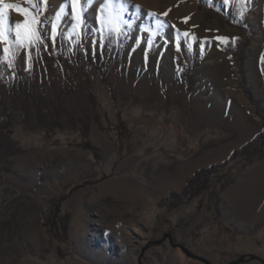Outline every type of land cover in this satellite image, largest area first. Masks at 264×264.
Wrapping results in <instances>:
<instances>
[{
	"label": "rangeland",
	"instance_id": "1",
	"mask_svg": "<svg viewBox=\"0 0 264 264\" xmlns=\"http://www.w3.org/2000/svg\"><path fill=\"white\" fill-rule=\"evenodd\" d=\"M232 2L0 0V200L31 190V264H263L264 1L245 30ZM105 28L129 36L114 60Z\"/></svg>",
	"mask_w": 264,
	"mask_h": 264
},
{
	"label": "crops",
	"instance_id": "2",
	"mask_svg": "<svg viewBox=\"0 0 264 264\" xmlns=\"http://www.w3.org/2000/svg\"><path fill=\"white\" fill-rule=\"evenodd\" d=\"M20 188L27 191L18 200H0V264H31V256L39 259L45 253L47 231L32 217L30 188ZM27 240L34 241V251Z\"/></svg>",
	"mask_w": 264,
	"mask_h": 264
},
{
	"label": "trees",
	"instance_id": "3",
	"mask_svg": "<svg viewBox=\"0 0 264 264\" xmlns=\"http://www.w3.org/2000/svg\"><path fill=\"white\" fill-rule=\"evenodd\" d=\"M27 1L31 6L35 7L34 0H27ZM257 1L258 0H233L231 4L232 12L231 15L225 17L226 21L231 25L237 26L241 30H245V23L243 16L240 14V12L237 11L238 8L236 9V6L238 5L237 7H239V10L241 9L248 11ZM32 23H33V16L28 14L25 24L28 27ZM89 26L90 25L88 23H84L81 25L80 30L83 31L86 27ZM102 38L104 41V50H105L104 53H102V56L103 57L111 56V59L113 60L118 58L122 54L124 47L129 40L128 34L120 28H115L112 31H108V29L106 28L103 29ZM92 55L93 56L89 55L90 59H93L95 62L98 63L99 55L95 52ZM7 56L9 57V60L12 62V64L15 65L16 53L13 51L11 44L9 46ZM220 167L221 166L212 165L209 168L197 170L196 172L193 173L192 177L187 180L186 186L182 192L180 193L170 192L168 198L172 203H180L185 197H187L191 193V191H195V194H198L202 189H205V187L207 186L211 174L215 173ZM212 193H214V191H212ZM217 194L218 192L214 193V195ZM207 206L208 208L212 206L211 198H209Z\"/></svg>",
	"mask_w": 264,
	"mask_h": 264
},
{
	"label": "snow or ice",
	"instance_id": "4",
	"mask_svg": "<svg viewBox=\"0 0 264 264\" xmlns=\"http://www.w3.org/2000/svg\"><path fill=\"white\" fill-rule=\"evenodd\" d=\"M86 2H88V0H86ZM118 2L121 4V6L123 5V0H118ZM41 3L43 4L44 3V0H41ZM112 3H113V0H106L105 9L109 8L112 5ZM5 7H10V6L9 5H5ZM63 10L64 9L61 8L60 9V12L62 13ZM241 14H243V13H241ZM113 15H114L113 12H108V22L109 23H112L113 22ZM57 18H59V14H58ZM33 23H35V19L34 18H33ZM20 28H21V26L20 25H17V33H16L17 43H26V42L27 43H30V42H32L31 39H29L27 41L21 39V32L19 31ZM184 35L187 36L188 33H184ZM34 38L35 39H39L38 33L37 34H34ZM219 39H225V38H222L221 37ZM7 51H8V49H5V52H7Z\"/></svg>",
	"mask_w": 264,
	"mask_h": 264
},
{
	"label": "bare ground",
	"instance_id": "5",
	"mask_svg": "<svg viewBox=\"0 0 264 264\" xmlns=\"http://www.w3.org/2000/svg\"><path fill=\"white\" fill-rule=\"evenodd\" d=\"M1 43H2V41L0 40V46H1ZM185 95V94H184ZM176 108V107H175ZM196 113V112H195ZM95 139H99L100 140V136L98 135V134H95ZM80 158H81V160H80V162H82L84 159H87V157H85L84 155H82V156H80ZM202 158V157H201ZM200 160V159H199ZM196 161H198V159L197 160H194L193 162L191 161V162H189V164H187L188 165V167H191L192 166V164H194ZM182 171V170H181ZM47 188V187H46ZM77 201L75 200H73V201H71V203L72 204H75ZM80 228H81V224L79 223V219L78 218H76V220H75V222H74V226H73V230H74V232H79V230H80Z\"/></svg>",
	"mask_w": 264,
	"mask_h": 264
},
{
	"label": "water",
	"instance_id": "6",
	"mask_svg": "<svg viewBox=\"0 0 264 264\" xmlns=\"http://www.w3.org/2000/svg\"><path fill=\"white\" fill-rule=\"evenodd\" d=\"M170 237H171V234H168ZM253 257H255V258H258V259H260L261 260V262L264 264V259L262 258V257H260V256H257V255H252Z\"/></svg>",
	"mask_w": 264,
	"mask_h": 264
}]
</instances>
